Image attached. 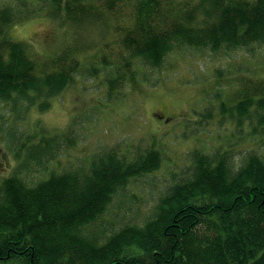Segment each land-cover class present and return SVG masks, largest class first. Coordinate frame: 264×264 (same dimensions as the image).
<instances>
[{
  "label": "trees",
  "instance_id": "1",
  "mask_svg": "<svg viewBox=\"0 0 264 264\" xmlns=\"http://www.w3.org/2000/svg\"><path fill=\"white\" fill-rule=\"evenodd\" d=\"M12 2L0 6V101L24 103L28 112L48 111L54 98L78 84L83 64L71 51L33 57L29 43L11 36V27L28 19L100 30L116 20L119 39L101 48L117 45L118 69H126L136 88L141 64L160 69L182 47L264 50V0ZM34 4L37 9L18 18ZM103 57L115 64L107 52ZM238 82L236 111L256 114L264 130V75ZM117 83L110 82L111 95ZM58 137L29 135L15 155L18 170L0 177V264H264V158L254 150L237 169L229 150H196L189 172L144 225L108 231L96 224L114 196L132 179L158 171L161 152L152 147L133 161L111 150L92 160L88 171L46 174L61 153ZM2 156L0 171L9 161ZM23 171L40 181L29 185Z\"/></svg>",
  "mask_w": 264,
  "mask_h": 264
},
{
  "label": "rangeland",
  "instance_id": "2",
  "mask_svg": "<svg viewBox=\"0 0 264 264\" xmlns=\"http://www.w3.org/2000/svg\"><path fill=\"white\" fill-rule=\"evenodd\" d=\"M8 3L0 0V6ZM37 8L34 4L22 9L18 18ZM50 21L44 17L21 21L11 27V36L29 43L37 59L64 51L83 58L79 82L54 98L45 112L38 107L28 112L24 103L0 101V154L9 160L0 177L18 170L15 155L29 135L35 139L59 135L61 153L46 174L88 171L92 160L111 150L134 161L156 147L163 159L160 169L132 179L118 191L96 224L116 231L125 224L146 223L161 198L189 172L196 150L210 154L229 150L235 169L251 150L264 158V130L258 116H239L232 98L239 79L264 75V50L212 52L182 47L170 53L160 69L141 64L136 88L126 69H118L117 45L101 48L104 42L119 39L116 20L107 30L60 27ZM106 52L115 64L103 62ZM114 79L119 83L111 95ZM164 106L174 116L163 111ZM226 107L229 112L223 113ZM21 176L29 185L40 181L38 175L25 171Z\"/></svg>",
  "mask_w": 264,
  "mask_h": 264
}]
</instances>
